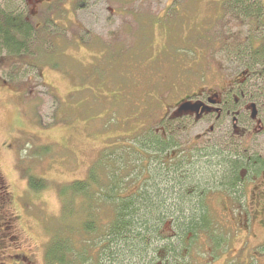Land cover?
<instances>
[{"label": "rangeland", "instance_id": "374dc122", "mask_svg": "<svg viewBox=\"0 0 264 264\" xmlns=\"http://www.w3.org/2000/svg\"><path fill=\"white\" fill-rule=\"evenodd\" d=\"M221 1L0 0V9L21 11L33 22L49 16L55 24L37 31L38 39L21 54L0 51V264H14L16 254L27 257L25 264H43L42 250L49 236L54 231L66 233L65 225L75 226V217L83 218L76 210L80 197L73 195L76 207L64 223L63 187L84 179L103 156L110 154L108 159H117V167L121 166L125 153L114 145L130 142L139 147L137 139L149 130L151 139L159 137L163 106L176 101L184 85L193 86L204 76L238 72V64L222 51L234 50L231 47L237 45L232 42L248 41L245 19L229 13L231 5ZM250 33L264 35V25ZM209 125L185 120L168 125L166 135L178 148L201 154L176 160L186 162L176 171L177 179L185 170L191 177L196 169L204 170L200 162L208 156L215 168V153L223 149L214 138H221V130L203 135L209 144L203 138L196 144L191 140L205 134ZM143 126L147 128L141 132ZM211 149L216 152L207 154ZM142 150V158L136 150L126 153L135 164L146 163L152 178L155 175L145 182L147 190L156 182L165 187V152ZM112 161L105 171L116 172ZM105 176L110 182L111 175ZM30 177L45 182V187L33 192ZM207 187L208 214L219 224L211 227L231 236L225 233L222 247H215L201 235L190 264H249L252 246L238 250L250 215H243L242 208L233 210L230 202L226 212L224 191ZM185 188L182 192L176 187L174 192L192 200L198 197L195 187L191 193ZM229 195L243 200L239 192ZM183 214L187 215L185 208Z\"/></svg>", "mask_w": 264, "mask_h": 264}, {"label": "trees", "instance_id": "16d2710c", "mask_svg": "<svg viewBox=\"0 0 264 264\" xmlns=\"http://www.w3.org/2000/svg\"><path fill=\"white\" fill-rule=\"evenodd\" d=\"M221 2L231 5L229 13L245 19L244 32L245 34L247 32L245 38L248 41L232 42L233 45H237L231 47L234 49L232 52L241 46L240 56L253 58L255 53L246 47L247 43L256 53H262L264 58V35L250 33L264 25L263 0ZM50 22L54 24L49 16L43 22H33L21 11L14 13L13 10L0 9V51L14 55L23 53L29 43L38 39L34 37L35 33L47 30ZM229 48L224 47L222 53L233 59ZM149 124L152 126V123ZM146 128L143 126L141 132ZM167 132L168 129L165 128L159 131V137L151 139L153 134L149 130V133L137 139L139 147L129 144L130 142L114 145L123 148L125 153L121 156L123 158L119 163L121 166L117 167V159L113 161L108 159L110 154L103 156L101 161L93 163L84 179L75 180L61 189V199L65 203L64 223H68V216L72 214L73 205L77 202H75L77 198L72 200L73 195L80 197L78 199L81 204L77 202L79 206L76 210L81 212L83 218L81 220L75 217L78 221L75 226L70 223L65 225L69 228L66 233L54 231L52 236H49L42 250L43 264H190L196 247L195 242L201 235L205 240H211L215 247H222L220 243L226 237L224 234L231 235L226 230L225 233L223 231L218 233L217 227H211L212 223H218L210 217V213L208 214L209 207L205 202V195L209 192L207 186L225 192L223 179L226 178L231 181V188L238 191L237 168L243 160L233 159L232 155L223 152L219 154L211 149L207 154L216 152L214 158L216 162L212 164L215 168H211L209 162L211 158L208 156L205 162H200L205 167L204 170L196 169L192 177L185 170L186 174L177 179L176 171L180 172L186 162L176 160L185 158L187 161L189 153H193L195 157L201 154H198V150L194 153L192 149L188 151L178 148V145L171 141V136L166 135ZM140 147L145 151L150 150L149 153L165 152L166 157L163 160V168L166 169L163 177L165 187H159L156 182L151 186V190H147L149 185H144L145 182L150 178L154 179L155 175L152 178L146 163L140 161L141 164L136 163L139 165L137 166L126 153L136 150L142 158L141 154L144 151H140ZM111 161L112 166H116V172L105 171V168H108L106 164L110 166ZM133 165L137 170L134 175ZM105 175H111L110 182ZM28 184L33 192L45 187V182L35 177H30ZM184 186L189 193L190 188L195 187L198 197L192 200L188 195L179 196L174 192L176 187H181L183 192ZM170 208H174L175 211L168 210ZM184 208L187 215L183 214ZM240 210L243 215L250 214L249 209L243 205ZM254 212L258 213L257 210ZM259 212L262 214L263 210L260 209ZM165 224H170L171 228L166 230L163 228ZM75 234H79L80 238ZM32 263L36 264L35 261Z\"/></svg>", "mask_w": 264, "mask_h": 264}, {"label": "flooded vegetation", "instance_id": "af4514ba", "mask_svg": "<svg viewBox=\"0 0 264 264\" xmlns=\"http://www.w3.org/2000/svg\"><path fill=\"white\" fill-rule=\"evenodd\" d=\"M244 46V45H243ZM245 47V46H244ZM254 57L246 61L241 59V46L231 52L232 63L238 64V72L234 74H216L211 79H199L193 86L184 85L182 95L172 104L165 103L163 106L162 130L169 129L171 122L185 120L188 124L196 122L210 123L205 134H196L195 143L205 138L214 131L221 130V138L210 137L221 143L223 153L232 155L233 159L243 160L237 168V182L239 190L231 188V181L223 179L225 189L224 196L227 198L226 205L229 210V202L233 209L242 208V205L250 211V226L246 225L244 236L240 239V248L252 246L254 256L249 264H263L264 260V58L258 57L262 53H256L248 44ZM229 58V55L224 54ZM257 61L255 63L252 61ZM262 62V63H261ZM186 81V82H185ZM183 83L186 84L188 80ZM190 101L199 105L198 110L192 114L176 117L175 111L179 103ZM173 114L169 113V110ZM174 109V110H173ZM168 118H165L166 116ZM231 129V130H230ZM175 130L177 128L175 127ZM206 144V140H204ZM213 144V143H212ZM256 145V147L254 146ZM259 148H258V147ZM0 181V188H1ZM230 191L239 192L243 195L241 199H235L229 195ZM234 194V193H233ZM231 208V207H230ZM262 209L261 214L259 210ZM256 213V218L252 214ZM247 224V223H246ZM248 234V236H247ZM232 245L233 242L231 241ZM18 259H14V264H25L27 257L16 254ZM30 262V261H29Z\"/></svg>", "mask_w": 264, "mask_h": 264}, {"label": "water", "instance_id": "95a60500", "mask_svg": "<svg viewBox=\"0 0 264 264\" xmlns=\"http://www.w3.org/2000/svg\"><path fill=\"white\" fill-rule=\"evenodd\" d=\"M199 105L196 103H192L190 101H184L179 104L177 110H175L176 115H181L183 113H193L198 110Z\"/></svg>", "mask_w": 264, "mask_h": 264}]
</instances>
